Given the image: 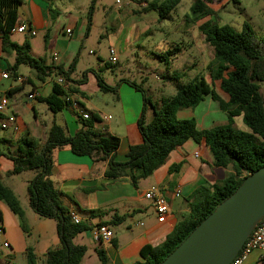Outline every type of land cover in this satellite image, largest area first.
Returning <instances> with one entry per match:
<instances>
[{
    "label": "crops",
    "instance_id": "crops-1",
    "mask_svg": "<svg viewBox=\"0 0 264 264\" xmlns=\"http://www.w3.org/2000/svg\"><path fill=\"white\" fill-rule=\"evenodd\" d=\"M90 2L91 0H53L52 7L57 11L58 16L50 24V3L48 1L23 0L18 8L17 24L11 32L10 39L18 45L24 41L28 42L31 56L44 60V65L47 67H55L51 58L53 54H57L56 67L62 68L64 72H70L71 86L75 90L71 93L72 98L80 103L88 120L97 119L94 122L96 129L119 138L120 145L115 153V161L124 162L127 160L129 148L142 142L137 121L142 113L143 102L140 93L127 83V81L133 83L135 81L119 80L115 72L118 67V71H123L119 65L121 56L132 55L134 50L143 49L140 42L144 41L151 32L149 23L143 16L147 12L145 11L147 3L128 0L121 8L109 9L105 13L110 27H103L101 38L104 37L107 40L109 50L112 48L115 51L118 61L116 64H109L108 57L103 61L104 65H108L111 69L112 76L115 78L112 79V83L105 82L108 87L115 88V90L103 92L97 84L96 73L91 66L81 74V77L73 78L80 58L81 44L88 38L91 30L95 8L91 18L88 19L87 11ZM131 4H136V8H131ZM20 10L22 14L19 13ZM83 12H86V19L76 16V14L82 15ZM20 24H25L28 30L35 32V35L15 33L14 29ZM66 30L71 31L70 36L66 34ZM39 35H42L43 43L39 45L40 57L36 58L32 55V50L38 47V44L33 47V41L29 39H36ZM15 36H20V39H13ZM191 41L196 54L198 52L197 56L200 55V59L205 60V42L199 31L198 35H192ZM159 44L160 42L155 44L156 48ZM152 54L156 57V53ZM134 55L136 54L134 53ZM210 56V61L201 62L203 68L208 70L206 76L203 69L199 74L208 83L209 69L212 63V55ZM13 57L10 51H3L0 38V73L7 71L8 66L13 62ZM159 63L164 64L161 61ZM190 68L185 69L190 70ZM29 70V75L26 76L20 74L18 68L16 76L9 73V79H0V86H3L4 81L16 83V85L9 84L0 92L8 95L9 104L5 115H16L20 127L18 134L11 130H0V132H5L0 136V181L3 185H5L4 181L10 178L8 173L12 170V162L8 156L17 149L21 138H32L38 144H43L49 128L52 124H57V116H60L61 126H65L70 135L81 127V120L70 107L53 114L41 101L51 95L55 82L54 76L39 81L35 72ZM84 73V82L80 83ZM178 74L184 76L183 72H178L174 73L172 77ZM16 77L24 78L25 82L18 83L15 80ZM176 83L179 84L174 82V84ZM140 85L144 88L143 82ZM25 88L29 89L27 96L34 95L33 100L22 97ZM9 92L12 94L9 95ZM218 96L224 102L228 100V98H222L220 93ZM209 99L211 104L206 107L202 106L206 102V98H204L193 109L178 110L176 118L178 120H194L198 130L212 128L211 126L216 121L214 115L218 113L217 109L221 110L216 101L212 98ZM37 104H41L43 109L45 107L46 119L39 116ZM28 110L32 111V115L26 119ZM149 110L152 119L151 107L146 108L145 118ZM107 117L110 118L106 119ZM233 121V127L239 126L241 127L239 131L248 132V129L242 125L241 117H236ZM52 160L50 180L59 193L62 206L68 212L77 214L81 223H85L88 227L84 235L92 243L93 248L83 243L85 242L84 238H80L79 242L82 243H75V240L83 233L74 239L75 244L83 245L87 249L81 264L86 259L92 261L90 264H134L140 261V251L144 246L155 247L161 244L176 223L189 213V205L192 203L191 195L197 188L211 187L215 182L221 181L231 173L230 170L214 167L206 145L203 142L196 143L191 139L175 148L162 166L146 179L140 180L136 186L130 184L126 179L106 183L104 177L106 162L95 161L87 156H76L68 148L55 150ZM175 165H180L181 168L172 171L171 168ZM5 186L12 191L9 186ZM152 188L159 190L169 206V214L163 224L157 223L152 202L143 196L147 190ZM176 191H180L178 196L175 195ZM114 215L125 216V220L120 225L108 226L113 234L111 241L95 243L91 238L90 231L95 226L110 221ZM21 221L19 217L10 212L3 202H0V228L3 230L0 235V264H23L27 249H32L39 258H43L42 256L49 249L58 245L57 235L45 236L43 231L47 224L38 220L36 214L33 216L29 212V226L23 225ZM33 237L36 238L34 241H37V247H34L32 243ZM4 242L8 243V248L3 247ZM39 242L43 245L37 249ZM97 251H100L105 257V263L99 260ZM243 264H264V253L251 252Z\"/></svg>",
    "mask_w": 264,
    "mask_h": 264
},
{
    "label": "trees",
    "instance_id": "trees-1",
    "mask_svg": "<svg viewBox=\"0 0 264 264\" xmlns=\"http://www.w3.org/2000/svg\"><path fill=\"white\" fill-rule=\"evenodd\" d=\"M49 4L50 24L58 16ZM146 2L145 11H158L160 19L170 13L181 0H132ZM211 0H195L190 7L193 22L209 18L203 22L198 31L203 41L212 50L209 83L201 76L188 80L184 85L174 84V93L161 100L158 107L147 97L141 85L127 83L138 91L142 97L143 109L137 121V128L142 142L131 146L124 162L115 161V153L120 140L116 136L100 131L94 127L96 118L81 120V127L70 135L65 126L52 124L46 140L38 144L32 138H21L17 149L8 156L12 170L8 175H18L27 171L35 173L27 185V199L31 210L40 218L53 219L56 223L58 245L49 249L43 258H39L32 249L25 252L23 264H81L86 254V247L74 243V239L88 230L85 223L73 224L68 210L62 206L59 193L50 180L53 167L52 154L55 150L68 148L76 156H87L95 161L106 162L104 177L106 183L126 179L136 186L143 179L164 164L175 148L189 139L196 143L203 142L209 150L216 168L230 170L224 179L211 187H199L191 195L192 203L189 213L179 220L164 241L155 246H144L140 251V261L134 264H160L215 208L231 196L242 181L258 169L264 167V96L260 84H264V44L255 39L251 28L244 24L239 31L228 25L218 26L216 13L206 3ZM23 0H0V38L3 51L13 54V62L7 73L17 75L20 66H26L35 72L37 80L43 81L52 75H62L71 86L70 72L59 67H47L44 60L35 59L30 54L28 42L18 45L11 41L10 35L17 24L18 8ZM96 0H91L88 7V19L91 18ZM179 48L174 47L167 53L155 54L164 64L175 60ZM172 54L171 59H167ZM108 67V65H107ZM214 67V68H212ZM183 75V74H182ZM182 75H176L171 81L178 82ZM99 88L104 92L115 90L95 74ZM85 73L82 80L84 82ZM218 85L220 91L228 98L224 102L213 87ZM12 94L9 92V95ZM66 95L55 82L52 93L41 101L48 110L57 114L69 108L63 97ZM210 96L228 117V124L208 130H198L194 120H178L176 112L195 108L205 96ZM151 107L152 119L145 121V110ZM241 117L248 132L233 127V119ZM1 155V154H0ZM181 167L175 165L172 171ZM0 202L21 220L24 213L13 192L0 181ZM125 216L114 215L110 221L100 226H117L123 223ZM99 260L105 263V257L97 251Z\"/></svg>",
    "mask_w": 264,
    "mask_h": 264
},
{
    "label": "rangeland",
    "instance_id": "rangeland-1",
    "mask_svg": "<svg viewBox=\"0 0 264 264\" xmlns=\"http://www.w3.org/2000/svg\"><path fill=\"white\" fill-rule=\"evenodd\" d=\"M194 1L195 0H181V2L170 13L164 16L162 20H159L160 15L158 11H148L143 14L151 29V32L146 39L140 42L143 49L134 50L133 52L136 55H134V53L132 55H122L119 65L123 71H118L119 67L116 69L115 74L119 80L126 79L135 81L137 85H140L143 82V89L147 97L158 107L165 96L174 92V82L171 81L174 73H184V76L178 81L179 85H184L189 79H192V77L194 78L196 75L201 76L199 74H201L202 69L204 70L205 76L208 72L207 69L203 68L201 62L210 61L212 51L209 45L205 43V60L200 59V55L197 56L198 52L196 54L194 50L195 48L192 45L191 37L192 35H198L197 26H200L209 18H205L198 22L192 21L193 17L190 13V7ZM127 2L128 0H96L91 30L88 38L81 44L79 52L80 58L78 60L76 72L73 76L74 79L81 77V74L91 66L93 67V71L104 82L107 83L109 81L112 83L111 81L114 78L111 73L112 71L103 63L105 58L108 57L109 48L107 40L104 37L101 38V36L103 33V27H110V23L105 13L109 9H116L117 7L121 8V6H124ZM206 5L216 13L218 20L211 18L216 25H228L235 31H239L246 23L251 28L252 35L255 39L264 44V0H211L210 3H206ZM131 8L135 9L136 4H131ZM19 13L22 14V11L20 10ZM76 16L86 19V12H83V14L79 16L76 14ZM13 39H20V36H15ZM29 40L33 41V47L38 44V47H32V55L36 58L40 57L39 45L43 43L42 35H39L36 39L30 38ZM157 42H160V44L156 48L155 44ZM174 47H178L181 52L176 60H172L167 65L159 63V60L152 54L167 53V51H171ZM171 57L172 54H168L167 59L170 60ZM192 64L194 65L190 68ZM185 68H190V70H186ZM29 71V68L26 66L22 65L19 67V73L22 75H29ZM144 78L146 79L142 81ZM9 84L16 85L13 81H4L3 86H0V91H3ZM260 86L264 96V84H260ZM213 89L216 94L220 93L222 98H226L218 88L217 84ZM28 91L29 89L25 88L22 96L23 98H27ZM204 98H206V102L202 106L206 107L211 104L209 99L211 97L208 95ZM37 105L39 116H41L42 119H46L44 114L46 111L45 107L43 109L41 104ZM217 112L218 113L214 115L216 121L214 122V125L211 126L212 128L228 124L227 114L223 111H219V109H217ZM26 115V119L31 117L32 111L28 110ZM222 117H224V120H222ZM150 120L151 117L149 110L145 121L149 122ZM56 123L60 125L62 124L60 116H57ZM234 128L241 130V127L239 126H235ZM3 133L5 132L1 131L0 136L4 135ZM34 175L35 173L33 171H27L18 175H12L4 181V184L12 189L14 195L18 199L20 208L24 213L21 222L23 225L26 224L28 226L29 212L33 216H35V213L28 205L27 185ZM216 183L217 182H215V184ZM36 217L38 220L47 224L45 231H43L45 236H51V234L52 236L56 235V223L53 219L40 218L37 215ZM27 236L29 238V233ZM78 238L75 240V243H82L79 242L81 240L80 238H84L85 242L83 243L93 248V245H91L92 243L86 239L84 233ZM34 240H36L35 237H33L32 243L34 247H37V241L35 242ZM42 245L43 244L39 242L37 249H40ZM90 262H92L90 259H86L83 264H90Z\"/></svg>",
    "mask_w": 264,
    "mask_h": 264
},
{
    "label": "water",
    "instance_id": "water-1",
    "mask_svg": "<svg viewBox=\"0 0 264 264\" xmlns=\"http://www.w3.org/2000/svg\"><path fill=\"white\" fill-rule=\"evenodd\" d=\"M264 217V167L247 176L160 264H231Z\"/></svg>",
    "mask_w": 264,
    "mask_h": 264
},
{
    "label": "built area",
    "instance_id": "built-area-1",
    "mask_svg": "<svg viewBox=\"0 0 264 264\" xmlns=\"http://www.w3.org/2000/svg\"><path fill=\"white\" fill-rule=\"evenodd\" d=\"M14 32L17 34H26L35 35V32L28 30L25 24H20L14 29ZM68 36L71 35L70 30H66ZM53 64L56 66L58 62L57 54H53L51 58ZM118 57L115 51L111 48L109 50L107 62L109 64H116ZM10 74L7 72L0 73V79L7 80L9 79ZM15 80L23 84L25 79L22 77H16ZM55 84L60 87L66 95L63 97L65 103L69 104V107L75 112L76 116L81 120L88 119L87 114L81 108V105L78 101L72 98L71 92H69V83L65 80L62 75H59L55 78ZM29 100L34 99V95L30 94L27 96ZM9 104L8 95L4 92H0V130H11V132L18 134L20 132V127L18 123V118L14 114L5 115V110ZM107 117L106 119H109ZM180 191H176L175 195L178 196ZM144 198L149 200L153 204L154 212L156 215L157 223L163 224L166 221V218L169 214V206L163 196L160 194L158 189L152 188L147 190L144 193ZM69 218L73 224L81 223L80 218L74 212H69ZM3 233L2 228H0V235ZM90 235L92 240L95 243H109L113 237L112 232L107 226H95L91 231ZM3 247L8 248V243L4 242ZM253 251H260L264 253V217L252 231L248 239L245 241L238 255L234 258L231 264H243L247 257Z\"/></svg>",
    "mask_w": 264,
    "mask_h": 264
}]
</instances>
